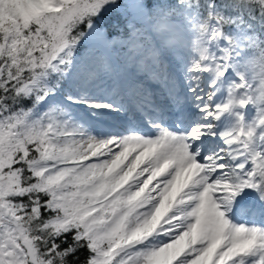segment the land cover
Segmentation results:
<instances>
[{
  "label": "snow or ice",
  "instance_id": "6c2138e0",
  "mask_svg": "<svg viewBox=\"0 0 264 264\" xmlns=\"http://www.w3.org/2000/svg\"><path fill=\"white\" fill-rule=\"evenodd\" d=\"M0 264H264V0H0Z\"/></svg>",
  "mask_w": 264,
  "mask_h": 264
},
{
  "label": "clouds",
  "instance_id": "9594fccd",
  "mask_svg": "<svg viewBox=\"0 0 264 264\" xmlns=\"http://www.w3.org/2000/svg\"><path fill=\"white\" fill-rule=\"evenodd\" d=\"M259 127V118L256 117L255 115L253 116L252 119H250L247 122V128L251 130L253 133L256 132V129Z\"/></svg>",
  "mask_w": 264,
  "mask_h": 264
},
{
  "label": "bare ground",
  "instance_id": "6f19581e",
  "mask_svg": "<svg viewBox=\"0 0 264 264\" xmlns=\"http://www.w3.org/2000/svg\"><path fill=\"white\" fill-rule=\"evenodd\" d=\"M238 110H239L242 114L245 115L246 113L250 112V105H245L243 109H238ZM254 110H255V109H254ZM254 113H255V111H254ZM254 113L252 114V116L254 115ZM252 116H251V117H252ZM251 117H250V119H251ZM224 118H225V116H223V117L221 118V120L217 122V124L220 125V126H222V125H223V120H224Z\"/></svg>",
  "mask_w": 264,
  "mask_h": 264
},
{
  "label": "rangeland",
  "instance_id": "374dc122",
  "mask_svg": "<svg viewBox=\"0 0 264 264\" xmlns=\"http://www.w3.org/2000/svg\"><path fill=\"white\" fill-rule=\"evenodd\" d=\"M254 108L252 107V105H250V112H248V113H246L245 115H244V117L246 118V119H250V117L252 116V114L254 113ZM225 116V118H224V120H223V122L225 121V120H227V119H230V117H228L227 116V114H225L224 115ZM252 118V117H251Z\"/></svg>",
  "mask_w": 264,
  "mask_h": 264
}]
</instances>
